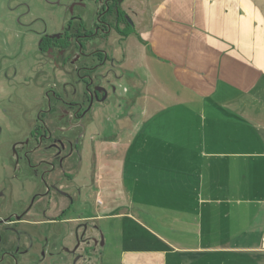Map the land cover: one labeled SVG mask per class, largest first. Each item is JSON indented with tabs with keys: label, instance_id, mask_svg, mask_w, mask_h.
I'll return each instance as SVG.
<instances>
[{
	"label": "crops",
	"instance_id": "0c3cea01",
	"mask_svg": "<svg viewBox=\"0 0 264 264\" xmlns=\"http://www.w3.org/2000/svg\"><path fill=\"white\" fill-rule=\"evenodd\" d=\"M145 3L109 52L128 110L98 134L103 202L75 222L143 232L99 264H264V0Z\"/></svg>",
	"mask_w": 264,
	"mask_h": 264
},
{
	"label": "rangeland",
	"instance_id": "374dc122",
	"mask_svg": "<svg viewBox=\"0 0 264 264\" xmlns=\"http://www.w3.org/2000/svg\"><path fill=\"white\" fill-rule=\"evenodd\" d=\"M70 1L0 0V193L3 192L6 198L4 202L2 199L0 200V204L1 201L3 203L0 206V217L2 218L11 213L21 212L26 207L30 194L37 191V173L33 174L31 170L23 169V167L16 171L13 170L16 160L12 157L14 150L21 154L23 151L31 149V145L25 147L23 151L17 146L15 148V145L30 139V134L37 137L36 127L44 122L49 114V98L52 101L53 94L68 91L74 84L75 75L72 69L68 67L65 69L56 68L41 57L37 50L41 36L58 34L62 29L72 28L76 23V16H80L85 24L91 21L93 4L85 0L82 6L78 4L73 6ZM122 7L123 9H137L143 21L149 13L145 0H125ZM140 12L142 13L140 14ZM130 14L131 19H135L134 15ZM132 22L134 23V21ZM111 34L107 40V47L102 46L101 48L104 47L105 51L115 55L111 49L115 48L120 51V45L117 43L119 39L114 32ZM157 43H161L160 36L157 37ZM120 53L118 52V55ZM74 87L76 88L75 84ZM124 90L126 89L118 84L119 98H112L111 103L107 105L97 106L94 104L93 106L92 119L94 122L91 124L93 128L87 127L82 149L84 164L81 173L86 178L89 173L92 152L96 158L98 155L102 154L101 157H103L104 153L112 155L117 151L113 145L103 146L97 142L99 132L106 130L108 134L118 133L120 126L125 127L118 124L120 118L128 110L125 106L126 99L124 98L127 95ZM128 131L129 129L122 131V142L128 139ZM108 134L106 135L108 136ZM34 159L35 156L32 155L31 162H34ZM20 163L25 166L24 163ZM97 166L98 168H95L94 171L95 177H93L96 187L93 185L89 192L90 201L93 200L94 205L103 202L99 194L100 188L97 186L103 182L102 166ZM110 172L112 173V170ZM87 213L79 206H75L60 217L59 207L53 206V204L46 206L37 201L24 218L29 221L28 230L35 239L33 259L37 257L38 263L43 259L39 264L113 262L127 243L124 240L130 235V232L139 235L143 233L138 227L130 225L129 222H123L124 224L119 225L116 231L113 226L114 221L100 222L97 225L101 227V234L105 241L103 249L106 251L103 259L100 261L101 246H99L98 252L86 255L79 251L75 257H72L63 250L72 251L75 248L74 232L77 227L75 220ZM58 216L59 221H48ZM34 222H37V225L33 224ZM120 228L121 230L118 231L117 229Z\"/></svg>",
	"mask_w": 264,
	"mask_h": 264
},
{
	"label": "flooded vegetation",
	"instance_id": "af4514ba",
	"mask_svg": "<svg viewBox=\"0 0 264 264\" xmlns=\"http://www.w3.org/2000/svg\"><path fill=\"white\" fill-rule=\"evenodd\" d=\"M84 1L71 0L70 3L82 6ZM86 1L94 6L89 23L85 24L80 16H76L72 28L41 36L38 41L37 50L41 57L58 69H72L76 88L73 84L68 91L53 94L52 101L49 98L46 120L36 127L37 137L30 134V139L15 145L21 151L31 145V149L21 154L14 150L12 157L16 160L13 170L23 167L33 174L37 173V191L30 194L21 212L0 217V264L41 262H37V257H32L35 239L28 230L29 221L24 219L37 201L46 206L53 204L59 207L60 217L75 206H93L88 190L95 184L93 175L96 158L92 152L86 178L81 173L84 138L87 127L94 122V104L107 105L112 98L118 97L117 81L121 77L117 61L101 47H107V40L113 32L118 39L131 33L133 22L130 17L132 10L122 7L124 0ZM125 106H128L126 100ZM32 155L35 156L34 162L30 160ZM1 199L6 201L3 192L0 193ZM2 204L1 201L0 206ZM58 219L59 216L48 221L56 222ZM33 224L37 225V222ZM74 235L75 248L63 252L72 257L79 251L86 255L98 252L102 234L96 224L77 222Z\"/></svg>",
	"mask_w": 264,
	"mask_h": 264
},
{
	"label": "trees",
	"instance_id": "16d2710c",
	"mask_svg": "<svg viewBox=\"0 0 264 264\" xmlns=\"http://www.w3.org/2000/svg\"><path fill=\"white\" fill-rule=\"evenodd\" d=\"M130 35V33H127L126 35H125V37H128Z\"/></svg>",
	"mask_w": 264,
	"mask_h": 264
}]
</instances>
